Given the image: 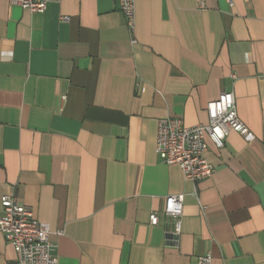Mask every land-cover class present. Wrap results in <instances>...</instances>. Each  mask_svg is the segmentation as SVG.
Segmentation results:
<instances>
[{"label": "crops", "instance_id": "obj_1", "mask_svg": "<svg viewBox=\"0 0 264 264\" xmlns=\"http://www.w3.org/2000/svg\"><path fill=\"white\" fill-rule=\"evenodd\" d=\"M232 2L137 0L131 30L111 0H0V210L31 208L58 264H264V0ZM224 92L256 140L207 138L216 171L188 182L156 154L158 121L207 125ZM0 264H18L1 233Z\"/></svg>", "mask_w": 264, "mask_h": 264}, {"label": "built area", "instance_id": "obj_2", "mask_svg": "<svg viewBox=\"0 0 264 264\" xmlns=\"http://www.w3.org/2000/svg\"><path fill=\"white\" fill-rule=\"evenodd\" d=\"M51 0H10L13 5L22 7L34 14H43ZM117 3L126 17L131 30L136 20L137 0H111ZM232 5V0H229ZM68 20V18H64ZM209 123L189 127L180 118L165 117L158 121L156 154L168 166H178L188 182L198 184L209 180L216 168L207 159L209 138L218 150L225 147L231 132L240 134L246 143L256 140L255 134L239 117L236 98L233 92H224L207 105ZM184 196H168L163 213L172 222L173 229L167 233V243L177 247L182 234ZM150 224L157 226V212L150 215ZM0 233L11 244L18 255V264H58V245L51 241V228L40 222L34 211L19 204L12 196L2 198L0 210ZM59 236L62 232L58 233ZM199 264H213L209 254L201 257Z\"/></svg>", "mask_w": 264, "mask_h": 264}]
</instances>
